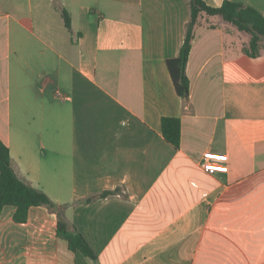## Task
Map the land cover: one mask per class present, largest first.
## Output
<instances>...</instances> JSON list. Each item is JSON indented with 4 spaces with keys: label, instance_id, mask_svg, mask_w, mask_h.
Segmentation results:
<instances>
[{
    "label": "crops",
    "instance_id": "0c3cea01",
    "mask_svg": "<svg viewBox=\"0 0 264 264\" xmlns=\"http://www.w3.org/2000/svg\"><path fill=\"white\" fill-rule=\"evenodd\" d=\"M230 1L264 17V0ZM189 21L190 0H0V140L96 255L70 250L47 207L16 223L5 206L0 264H264V40L251 57L249 35L201 15L183 99L166 61Z\"/></svg>",
    "mask_w": 264,
    "mask_h": 264
},
{
    "label": "trees",
    "instance_id": "16d2710c",
    "mask_svg": "<svg viewBox=\"0 0 264 264\" xmlns=\"http://www.w3.org/2000/svg\"><path fill=\"white\" fill-rule=\"evenodd\" d=\"M201 15L218 16L225 22L234 26L238 31L250 36L247 55L256 57L259 55V44L264 40V17L255 8L241 3L224 0L220 7H211L203 0H190V21L186 27L184 42L176 57L166 61L167 70L173 83L177 96L187 99L190 84L186 74V65L191 50L194 36V28ZM64 26L71 30V22L68 13L62 10ZM161 132L163 138L178 149L181 142V123L178 118L164 117L161 119ZM5 206L15 208L13 220L16 223H25L28 211L32 207L44 206L59 215L57 223V236L66 241L72 251H77L91 260L96 259L85 238L77 231H69L67 224L60 218V210L40 190L31 187L21 180L11 161L9 149L0 140V213Z\"/></svg>",
    "mask_w": 264,
    "mask_h": 264
},
{
    "label": "built area",
    "instance_id": "2783aa9c",
    "mask_svg": "<svg viewBox=\"0 0 264 264\" xmlns=\"http://www.w3.org/2000/svg\"><path fill=\"white\" fill-rule=\"evenodd\" d=\"M200 165L210 175L227 172V161L224 155L206 152L200 159Z\"/></svg>",
    "mask_w": 264,
    "mask_h": 264
}]
</instances>
